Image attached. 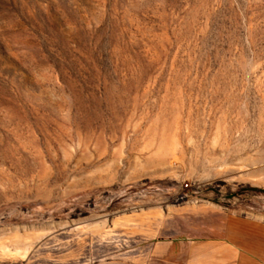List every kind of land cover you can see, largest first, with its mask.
<instances>
[{
  "label": "rangeland",
  "instance_id": "1",
  "mask_svg": "<svg viewBox=\"0 0 264 264\" xmlns=\"http://www.w3.org/2000/svg\"><path fill=\"white\" fill-rule=\"evenodd\" d=\"M241 223L264 0H0V264H171L162 242Z\"/></svg>",
  "mask_w": 264,
  "mask_h": 264
},
{
  "label": "crops",
  "instance_id": "2",
  "mask_svg": "<svg viewBox=\"0 0 264 264\" xmlns=\"http://www.w3.org/2000/svg\"><path fill=\"white\" fill-rule=\"evenodd\" d=\"M155 253L171 264H264V224L241 223L235 232L204 240L175 238Z\"/></svg>",
  "mask_w": 264,
  "mask_h": 264
},
{
  "label": "bare ground",
  "instance_id": "3",
  "mask_svg": "<svg viewBox=\"0 0 264 264\" xmlns=\"http://www.w3.org/2000/svg\"><path fill=\"white\" fill-rule=\"evenodd\" d=\"M233 178V177H232Z\"/></svg>",
  "mask_w": 264,
  "mask_h": 264
}]
</instances>
